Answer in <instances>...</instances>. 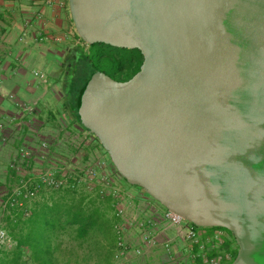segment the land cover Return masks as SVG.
Returning a JSON list of instances; mask_svg holds the SVG:
<instances>
[{
  "label": "water",
  "instance_id": "obj_1",
  "mask_svg": "<svg viewBox=\"0 0 264 264\" xmlns=\"http://www.w3.org/2000/svg\"><path fill=\"white\" fill-rule=\"evenodd\" d=\"M69 5L84 42L144 57L127 82L94 75L81 125L129 185L196 227L230 231L232 264H264V0Z\"/></svg>",
  "mask_w": 264,
  "mask_h": 264
},
{
  "label": "crops",
  "instance_id": "obj_2",
  "mask_svg": "<svg viewBox=\"0 0 264 264\" xmlns=\"http://www.w3.org/2000/svg\"><path fill=\"white\" fill-rule=\"evenodd\" d=\"M82 44L69 0H0V123L6 127L0 131V223L19 243L27 242L35 233L39 235L69 208L76 207L88 214L99 211L105 220H109L111 229L112 246L105 256V264H114L116 217L108 215L114 209L108 207L107 199L101 200L86 192L45 191L32 203L30 218L24 217L21 208L4 209L13 187L20 181V175H15L10 167L19 146L34 152L40 167L47 161L62 160L60 156L66 153L68 158L73 154L69 139L75 133L83 132L84 128L66 107L65 61L70 51L82 47ZM36 73L45 78L36 76ZM10 95H14L16 101ZM18 102L37 104L39 111L30 115L17 106ZM65 116L68 123H65ZM43 142L49 144L48 155L40 149ZM130 192L134 196L128 202L129 214L138 212L141 217H148L145 209L154 204L152 199L144 193ZM141 207L145 213L143 209L139 211ZM216 231L201 234L207 238ZM226 244L229 245L227 250L224 249ZM174 249L179 254L180 245H175ZM236 250L237 244L231 237L219 246V253L229 254L232 259ZM196 252L199 253L198 247ZM215 254L209 251L206 256ZM168 260L163 249H156L150 254L148 264H163ZM179 263L207 264L202 256Z\"/></svg>",
  "mask_w": 264,
  "mask_h": 264
},
{
  "label": "built area",
  "instance_id": "obj_3",
  "mask_svg": "<svg viewBox=\"0 0 264 264\" xmlns=\"http://www.w3.org/2000/svg\"><path fill=\"white\" fill-rule=\"evenodd\" d=\"M81 41L86 43L82 39ZM36 76L45 78L39 73H36ZM10 98L15 100L14 95H10ZM17 106L30 115L39 111L37 104L18 102ZM5 128V124L0 123V131ZM95 140L97 138L85 129L81 133H75L68 142L74 156L53 162H48L46 157H43L47 162L42 167L38 164L34 152L23 145L19 146L10 167L15 175H20V181L13 187L4 209L21 208L24 217L30 218L32 203L45 191L86 192L101 200H113L116 217L114 231L117 236L114 264H148L150 254L156 249H163L169 258L168 262L163 264H180L181 260L187 262L189 259L196 260L199 256H202L207 264H229L232 261L229 254L219 253L221 243L231 237L224 230H217L204 238L195 225L154 200V204L145 209L148 217H141L138 212L129 214L128 202L134 195L129 190H124L116 176L119 173L109 166V163H112L110 157L103 147L97 146ZM40 149L47 155L50 153L49 144L46 142L41 144ZM143 208H139V211ZM145 210L143 209L144 213ZM178 244L179 254L174 249ZM17 247L18 242L0 223V251H13ZM196 247L199 248V253L196 252ZM209 251L216 254L207 257ZM26 255V264H32Z\"/></svg>",
  "mask_w": 264,
  "mask_h": 264
},
{
  "label": "trees",
  "instance_id": "obj_4",
  "mask_svg": "<svg viewBox=\"0 0 264 264\" xmlns=\"http://www.w3.org/2000/svg\"><path fill=\"white\" fill-rule=\"evenodd\" d=\"M89 46L90 50L88 51L82 47L73 48L70 51L71 62L69 61L70 65L68 72L66 73L64 86V92L67 97V110L71 111V114L76 118L80 125L81 122L78 109L84 89L91 82L94 75L98 73H108L104 71L100 65L101 59L107 57L113 63L120 59L119 56L114 55L113 53L96 54L94 52L97 47L103 48L111 46L105 44H93ZM93 56L97 57V61L92 59ZM126 67L127 65H122L120 66V69ZM120 69L118 68L116 72H119ZM107 75L112 77V74ZM68 82H70V84H68ZM68 85H70L69 93L66 92V87ZM84 129L87 130L86 128ZM97 141L99 142L98 139ZM106 203L109 208L113 209V200L111 198H108ZM103 217L104 216H102L99 211H94L88 214L82 209H76V207L69 208L65 213L62 212L57 220L50 222L45 229L40 231L41 233L39 235L35 233L29 237L27 242L20 241L15 250L0 251V264H26V252L31 253L28 261L32 264H70L72 260H74L75 264H80L77 258L73 259V257H69V255L73 254L75 251L74 249L69 251L68 247H64V243L60 241L61 232H65L68 228L74 227L77 235L76 239H78V241H83L90 232L104 233L108 237H111V229L109 227L110 222ZM216 230H224L228 232L236 243L235 237L230 231L223 228H216ZM228 248L229 245L226 244L224 249L227 250ZM237 248L238 249L233 255V259L229 264H232L237 258L239 251L238 245Z\"/></svg>",
  "mask_w": 264,
  "mask_h": 264
},
{
  "label": "rangeland",
  "instance_id": "obj_5",
  "mask_svg": "<svg viewBox=\"0 0 264 264\" xmlns=\"http://www.w3.org/2000/svg\"><path fill=\"white\" fill-rule=\"evenodd\" d=\"M82 48L86 49L87 51L90 50V46L87 43H83L82 44ZM135 50H129V49H117V48H112V47H103V48H99L97 47L95 49V53H113L114 55H117L121 58V60H117L115 63H113L111 60H109V58L104 57L101 59V67L104 71L108 72L109 74L116 72L117 68L120 69V66L126 64V60H129V58H131L135 52ZM94 53V54H95ZM92 59L94 61H97V57L93 56ZM67 60L65 61V66H67ZM116 67V68H115ZM66 69V68H65ZM49 72V70H47ZM120 72V71H119ZM66 112V111H65ZM69 119L65 116V123H68ZM98 144L97 146L102 147L100 145V143L95 140ZM68 154L66 153L63 156H60V158H62V160H67ZM70 156H74L72 155V153L70 154ZM110 168H113L114 171L116 172L115 167L113 166L112 163H109ZM118 180L120 181V183L122 184L124 190H133L136 193H144V191L139 188V187H135V186H131L129 185L127 182H125L123 180V178L117 174L116 175ZM108 215L112 217L115 215L113 210H110L108 212ZM198 231L200 233H203L204 231H212L215 230L216 228H199L197 227ZM76 231L75 228H68L67 231L65 232H61V238L60 241L64 243V247H68L69 251L72 249H74V253L69 255V257H73V259L77 258L78 261L80 262V264H105V256L106 254L110 251L112 243H111V239L110 237H108L106 234L104 233H92L90 232L89 235L82 240L78 241V239H76ZM238 249V248H237ZM26 257H30L31 253L30 252H26ZM70 264H75L74 260H72V262Z\"/></svg>",
  "mask_w": 264,
  "mask_h": 264
},
{
  "label": "flooded vegetation",
  "instance_id": "obj_6",
  "mask_svg": "<svg viewBox=\"0 0 264 264\" xmlns=\"http://www.w3.org/2000/svg\"><path fill=\"white\" fill-rule=\"evenodd\" d=\"M134 52H135V54L131 58H129V60H126V64H124V65H127V67L124 69H120V72L111 73L112 78H114L115 80H117L119 82H127L130 79H132L141 70L142 64L144 62V57L139 50H135ZM70 60L71 59H70V55H69L67 57V62H68L67 66L68 67L66 66L65 73L68 72L69 65L71 62ZM118 60H121V58ZM107 74H109V73H107Z\"/></svg>",
  "mask_w": 264,
  "mask_h": 264
}]
</instances>
